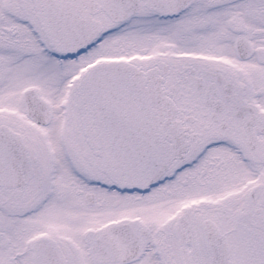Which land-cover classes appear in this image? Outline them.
Masks as SVG:
<instances>
[{"label":"snow or ice","instance_id":"obj_1","mask_svg":"<svg viewBox=\"0 0 264 264\" xmlns=\"http://www.w3.org/2000/svg\"><path fill=\"white\" fill-rule=\"evenodd\" d=\"M0 264H264V0H0Z\"/></svg>","mask_w":264,"mask_h":264}]
</instances>
